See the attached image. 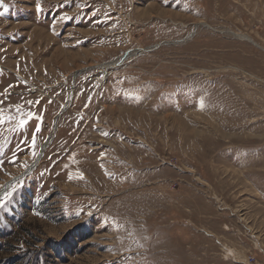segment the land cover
<instances>
[{
	"label": "rangeland",
	"instance_id": "374dc122",
	"mask_svg": "<svg viewBox=\"0 0 264 264\" xmlns=\"http://www.w3.org/2000/svg\"><path fill=\"white\" fill-rule=\"evenodd\" d=\"M0 13V264H264V0Z\"/></svg>",
	"mask_w": 264,
	"mask_h": 264
},
{
	"label": "snow or ice",
	"instance_id": "6c2138e0",
	"mask_svg": "<svg viewBox=\"0 0 264 264\" xmlns=\"http://www.w3.org/2000/svg\"><path fill=\"white\" fill-rule=\"evenodd\" d=\"M36 7H37V11H40V10H41V7H40L39 3H37ZM2 14H3V13H0V15H2ZM6 91H7V90H6ZM202 103H203V102H201V105H202ZM29 116H31V114H29ZM4 121H5V118H4L2 115H0V124L4 123ZM26 123H27V121H25V120H20V122H19V127H23ZM36 130L39 131V127H37ZM33 146H34V141H33ZM33 154L35 155V153H33ZM69 178L71 179V177H69ZM10 196H11V193H6L5 198L0 199V207H3V206H4L5 200H6L8 197H10Z\"/></svg>",
	"mask_w": 264,
	"mask_h": 264
},
{
	"label": "water",
	"instance_id": "95a60500",
	"mask_svg": "<svg viewBox=\"0 0 264 264\" xmlns=\"http://www.w3.org/2000/svg\"><path fill=\"white\" fill-rule=\"evenodd\" d=\"M4 187H5V186H4ZM4 187H3L2 191L4 190Z\"/></svg>",
	"mask_w": 264,
	"mask_h": 264
}]
</instances>
